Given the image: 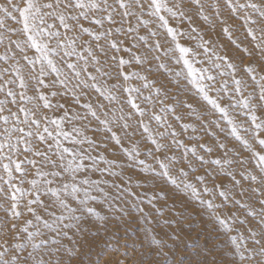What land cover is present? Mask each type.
Wrapping results in <instances>:
<instances>
[{
  "label": "snow or ice",
  "instance_id": "6c2138e0",
  "mask_svg": "<svg viewBox=\"0 0 264 264\" xmlns=\"http://www.w3.org/2000/svg\"><path fill=\"white\" fill-rule=\"evenodd\" d=\"M133 209L125 264H264V0H0V264H120Z\"/></svg>",
  "mask_w": 264,
  "mask_h": 264
},
{
  "label": "rangeland",
  "instance_id": "374dc122",
  "mask_svg": "<svg viewBox=\"0 0 264 264\" xmlns=\"http://www.w3.org/2000/svg\"><path fill=\"white\" fill-rule=\"evenodd\" d=\"M167 187L171 188L172 186L167 185ZM188 203L190 206L187 209H185L183 202H177L173 204L172 201L169 200L164 207H161L160 203H157V208H159L161 212L164 213V215L169 218H172L176 212H179L181 210H185L187 213H190L191 214L190 219H186L183 225L186 231H190V230L198 229L203 225L201 224L200 217L197 216L196 212L192 211L191 205H194L195 202L190 201ZM133 215L136 217V219L129 220L128 225L121 226L120 230L116 233V235L121 239L122 242L125 240L128 241L127 244L122 243L120 251L115 256H113V259H117L118 257L120 258V264H125V258H127L130 261L133 256V253L137 252L140 249L141 245L139 241L141 239H146L145 237L146 232H148L151 235L162 236L164 232L169 231V229L164 225L163 218L157 215L155 210L152 211V213L149 215L147 219L142 218L140 214L137 213L134 209H133ZM210 229L211 226H209V230ZM208 238L210 240L216 239L214 235H211ZM101 247H105V246H101ZM220 247L223 248L224 245L221 244ZM107 250L111 251L110 248H108ZM97 251L98 249L93 248L92 249L93 254L90 256H85L83 258L85 260V264H87L89 259L93 261L97 259L96 255L94 254ZM101 255H103V253H101Z\"/></svg>",
  "mask_w": 264,
  "mask_h": 264
}]
</instances>
